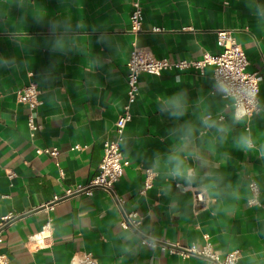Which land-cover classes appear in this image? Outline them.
<instances>
[{
	"label": "crops",
	"instance_id": "crops-1",
	"mask_svg": "<svg viewBox=\"0 0 264 264\" xmlns=\"http://www.w3.org/2000/svg\"><path fill=\"white\" fill-rule=\"evenodd\" d=\"M140 1L145 31L137 42L160 59L214 54L217 30H232L247 70L258 72L261 111L236 122L212 67L142 73L122 143L129 163L114 194L95 189L55 200L100 171L104 141L127 101L133 0H0V221L15 216L0 232L8 264H74L81 252L99 264H209L198 254L143 244L121 226L126 211L137 212L141 230L155 238L198 249L210 244L221 255L239 249L238 264H264V0ZM32 82L42 102L34 137L31 110L17 97ZM178 93L187 111L177 119L162 110V98ZM205 116L226 131L205 127ZM186 123L193 133L182 148ZM245 134L252 150L237 146ZM177 150L196 168L194 183L169 175L167 158ZM147 169L155 175L142 192ZM253 181L260 205L249 203ZM43 231V240L32 238Z\"/></svg>",
	"mask_w": 264,
	"mask_h": 264
},
{
	"label": "built area",
	"instance_id": "built-area-1",
	"mask_svg": "<svg viewBox=\"0 0 264 264\" xmlns=\"http://www.w3.org/2000/svg\"><path fill=\"white\" fill-rule=\"evenodd\" d=\"M143 6L140 0H133V10L130 16V31L135 37L132 42V50L127 62V101L122 112L117 117L112 134L104 141V153L100 164L99 173L92 178L87 184H79L74 188H68L63 195L55 196V200L65 198L78 193H86L92 195L95 189H105L114 194V186L123 176L124 168L129 161L124 158L122 151V143L124 141L125 128L132 120V107L136 103L140 93V76L142 73L161 75L166 70H185L194 68L201 73L205 72L207 67L213 68V79L219 89L226 88V92H222V96L230 98L235 110V104L243 101L245 106L250 109V114L254 115L261 111V100L259 97V79L258 72H249L247 67L249 60L243 46L237 41L232 30H217V46L218 51L214 54L206 52L201 59H182L178 61H170L167 58H157L151 50L140 46L136 37L145 31L144 27ZM160 27H154L153 31H160ZM256 89V96L249 103V97L246 95L250 89ZM41 90L36 82H32L17 91L18 101L27 105L31 112L28 114V126L30 136L34 137L37 130L41 127L36 122L34 111L41 105ZM80 148V146H75ZM37 152L49 153L57 156L58 148H38ZM155 172L152 169L146 170V177L142 192H145L152 186ZM252 197L249 199L250 204L260 205L259 195L260 187L257 182L250 184ZM117 203L121 206L123 199L114 195ZM15 218L13 215H6L1 218L0 232ZM141 216L135 211L124 212L121 219L123 228H131L138 232L143 244L154 247H160L162 250L170 253H179L182 256L189 254H198L206 257L209 264H238L241 257L239 249H235L221 255L210 244H206L201 249L195 246H181L179 244L169 242L167 240L155 238L150 234H146L141 230ZM51 223L48 222L44 226V231L50 230ZM44 231L33 239L43 240ZM6 254L0 252V264H8ZM74 264H99L97 258L92 252H81L74 256Z\"/></svg>",
	"mask_w": 264,
	"mask_h": 264
},
{
	"label": "clouds",
	"instance_id": "clouds-1",
	"mask_svg": "<svg viewBox=\"0 0 264 264\" xmlns=\"http://www.w3.org/2000/svg\"><path fill=\"white\" fill-rule=\"evenodd\" d=\"M222 92H226V88L220 89ZM256 89H250L247 91L246 95L250 98L249 103L252 102L251 98L256 96ZM162 110L168 112V114L174 118H180L185 115L187 111V98L183 94H174L173 96L162 98ZM250 114V109L245 106L243 101H239L235 104V110L233 113V119L236 122H240L248 117ZM202 123L207 128L217 127V124L211 117H203ZM182 135L180 138L181 147H187L189 139L192 136L193 128L190 124L186 123L182 126ZM217 131L223 133L226 131L224 126L217 127ZM237 146L244 150H252L255 145L250 134L241 135L237 141ZM264 156V151L261 152ZM168 173L174 178H180L185 181V183H194L197 179V170L195 167L187 163V157L181 155L180 150L174 151L169 154L167 158ZM206 191H208L206 189ZM212 194V193H209Z\"/></svg>",
	"mask_w": 264,
	"mask_h": 264
}]
</instances>
